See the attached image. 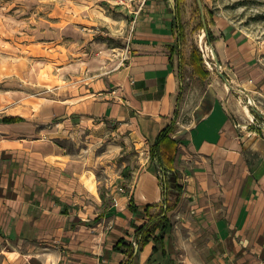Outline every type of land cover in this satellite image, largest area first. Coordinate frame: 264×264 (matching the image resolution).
<instances>
[{"label": "crops", "instance_id": "crops-1", "mask_svg": "<svg viewBox=\"0 0 264 264\" xmlns=\"http://www.w3.org/2000/svg\"><path fill=\"white\" fill-rule=\"evenodd\" d=\"M170 12L156 7L136 23L126 60L103 71L73 101H61L60 126H53L44 105L27 119L0 116V264H121L128 253L115 250V243L122 239L134 247L136 227L164 205L149 149L174 118L180 92ZM236 34L225 32L222 54L237 84L264 97V72L250 62ZM71 116L89 135L120 137L145 155L129 192L97 212H91V203L98 207L101 201L92 157L72 158L54 142V132H69ZM249 144L219 97L161 143L174 156L181 190L166 213L163 248L154 250L149 240L132 264H264V151Z\"/></svg>", "mask_w": 264, "mask_h": 264}, {"label": "rangeland", "instance_id": "rangeland-1", "mask_svg": "<svg viewBox=\"0 0 264 264\" xmlns=\"http://www.w3.org/2000/svg\"><path fill=\"white\" fill-rule=\"evenodd\" d=\"M175 3L176 0H0V116L19 113L27 119L32 112L41 113L44 105L51 109L48 119L57 126L61 114L56 109L61 101H73L103 71L113 70L125 61L136 23L148 17L151 9L168 11ZM195 5L198 13L205 16V26L201 28L193 27L197 20ZM207 10L213 15H207ZM181 13L187 27L184 51L187 54L191 46L196 47L208 75L200 79L190 66L184 67L176 130L189 127L199 112L219 97L226 103L238 133L262 153L264 97L237 84L233 65L222 54V37L228 30H236L237 44L247 48L250 62L264 72V0H183ZM200 105L199 112L194 113ZM67 127L69 132H54L55 144L72 158L90 154L92 176L98 179L97 194L101 198L98 207L91 203V212L108 208L118 195L129 192L130 179L145 162L144 152L137 151L139 145L120 137L103 134L99 139L89 135L88 127L80 126L73 116ZM180 163L187 164L185 160ZM191 170L188 166L184 172L189 174ZM175 194L176 190L172 191L171 201Z\"/></svg>", "mask_w": 264, "mask_h": 264}, {"label": "trees", "instance_id": "trees-1", "mask_svg": "<svg viewBox=\"0 0 264 264\" xmlns=\"http://www.w3.org/2000/svg\"><path fill=\"white\" fill-rule=\"evenodd\" d=\"M183 0H176V3L171 8V28H173L176 32V39L175 45L172 46L170 52L176 53L178 57L177 62V72L179 77V86L180 92L176 98L177 107L174 111V118L172 121L162 127L160 129L159 134L157 135L156 139L152 144H150L149 149V156L150 159L156 164L157 169L160 171L161 174V184L163 189V203L164 205L159 208L157 212L150 213L148 220L141 225L136 227V245L132 247V245L124 246L123 240H118L113 248L117 251H127L128 257L121 264H132L133 259L139 249L140 246L144 245L145 243L152 240L154 243V250L162 249L163 248V240L165 235V230L169 224V218L167 216V211L173 207V203L170 200V195L172 191L181 190L176 182L177 174L174 172V156L170 155L161 145V143L168 139L171 134L175 133V123L177 118V110L179 103L181 102V97L183 93L184 87L182 86L183 76H184V67L190 66L191 71L197 75L200 79L205 78L208 75V71L205 70L203 67V59L200 55L198 49L196 47L191 46L189 51H184L185 39L187 35V27L185 28V24L183 21V16L181 13V5ZM193 11L196 13L194 14L197 17L196 23L193 25L195 28H201L202 25L205 26V16L200 15L198 13V9L195 5ZM207 15H213L212 12L206 11ZM195 21V20H194ZM210 31L207 30V34L210 35ZM19 117L14 118H2L4 121H14ZM179 194V193H178ZM178 197V196H177ZM177 199L174 201L176 202ZM130 208L134 209L135 206L132 204V199H130ZM152 206L148 204L147 208ZM126 247V249L124 248Z\"/></svg>", "mask_w": 264, "mask_h": 264}, {"label": "bare ground", "instance_id": "bare-ground-1", "mask_svg": "<svg viewBox=\"0 0 264 264\" xmlns=\"http://www.w3.org/2000/svg\"><path fill=\"white\" fill-rule=\"evenodd\" d=\"M245 111H246L245 113H248L249 115H251L250 111H248L247 109H245Z\"/></svg>", "mask_w": 264, "mask_h": 264}]
</instances>
